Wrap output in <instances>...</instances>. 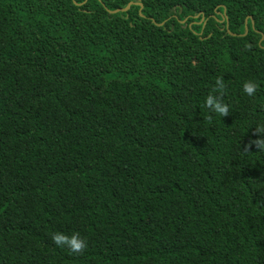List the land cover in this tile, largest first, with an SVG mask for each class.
Instances as JSON below:
<instances>
[{"label": "trees", "instance_id": "1", "mask_svg": "<svg viewBox=\"0 0 264 264\" xmlns=\"http://www.w3.org/2000/svg\"><path fill=\"white\" fill-rule=\"evenodd\" d=\"M132 1L0 0V264H264V0Z\"/></svg>", "mask_w": 264, "mask_h": 264}, {"label": "clouds", "instance_id": "2", "mask_svg": "<svg viewBox=\"0 0 264 264\" xmlns=\"http://www.w3.org/2000/svg\"><path fill=\"white\" fill-rule=\"evenodd\" d=\"M216 86L213 89V93H220V95L210 94L206 97L205 107L209 109L212 113H215L221 117H227L230 114L229 105L224 103L223 94L226 90V84L223 77H217ZM259 85L253 81H246L243 84V92L249 97H254L257 93ZM212 116H207L206 120H211ZM256 132L264 136V124L258 125ZM255 145L259 151H264V139H257L251 141L249 144V149ZM53 243L61 248H68L72 254L82 255L87 249V241L81 238L79 233H74L71 236L65 235L63 233L57 232L52 234L51 237Z\"/></svg>", "mask_w": 264, "mask_h": 264}, {"label": "water", "instance_id": "3", "mask_svg": "<svg viewBox=\"0 0 264 264\" xmlns=\"http://www.w3.org/2000/svg\"><path fill=\"white\" fill-rule=\"evenodd\" d=\"M140 6L141 7V9L143 8V4L141 3V1L139 0V1H132V2H130L128 5H127V7L126 8H122V9H118V10H115V11H110V13L111 14H118V13H126V12H128L130 9H131V7L132 6ZM217 14L218 15H221V13H219V12H217ZM198 17V16H197ZM203 19H204V17H203ZM224 19H226L227 20V22H228V19H227V17H226V15L224 14ZM224 19H223V21H224ZM249 19H252L251 17H248L247 19H246V22H245V24H246V26H245V34H243L242 36H246L247 34H248V30H249V27H248V22H249ZM222 21V22H223ZM227 27H228V25H227ZM228 33L230 34V35H232V36H236V34H233V33H231L230 31H228ZM263 39H264V37L262 38V41H263Z\"/></svg>", "mask_w": 264, "mask_h": 264}]
</instances>
